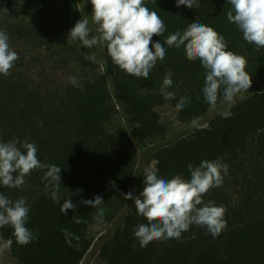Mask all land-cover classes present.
<instances>
[{
    "label": "trees",
    "instance_id": "trees-1",
    "mask_svg": "<svg viewBox=\"0 0 264 264\" xmlns=\"http://www.w3.org/2000/svg\"><path fill=\"white\" fill-rule=\"evenodd\" d=\"M197 2L199 7L188 8L177 7L176 0H145L164 22L163 35L153 36L152 43L159 41L166 55L147 79H138L114 65L106 47L86 48L68 38L82 18L89 20V38L96 34L91 0H0V30L7 34L9 24L21 30L16 38L7 34L19 59L10 75H0V141L34 143L41 163L61 168L60 182L46 178L48 169H35L21 188L0 185L9 199L24 198L29 207L30 243H18L10 226L0 228V239L16 264H81L93 244L91 229L102 220L101 210L112 206L120 209L122 225L102 239L99 259L104 264H156L162 258L163 239L141 247L133 230L147 221L137 214L132 199L128 206L123 202L134 176L133 197L144 186L145 173L136 175V143L147 144L168 133L158 108L170 103L178 121L192 128L187 137L156 152L155 172L165 179H189V164L222 162L264 133V83L262 90L229 107L230 118H223L222 112L202 124L214 109L203 94L206 70L199 61L187 59L183 46L169 47L166 38L192 22L214 28L228 50L246 59L251 87L264 81V47L246 42L228 21V0ZM169 73L172 85L164 91L174 98L165 99L163 80ZM222 92L215 108L225 104ZM183 97L190 102L178 109ZM96 196L104 200L99 206L85 203ZM65 201L74 206L67 214L61 211ZM224 228L210 237L217 249L200 248L194 240L177 242L176 264H264V214L242 242L228 244Z\"/></svg>",
    "mask_w": 264,
    "mask_h": 264
},
{
    "label": "clouds",
    "instance_id": "clouds-1",
    "mask_svg": "<svg viewBox=\"0 0 264 264\" xmlns=\"http://www.w3.org/2000/svg\"><path fill=\"white\" fill-rule=\"evenodd\" d=\"M228 3L231 5L227 12L228 21L241 30L246 42L264 47V0H228ZM91 4V23L95 25L96 34L89 38L92 32L89 20L82 18L71 28L68 38L78 39L86 48L106 47L108 56L119 69L138 79H147L156 62L166 55V49L159 41L152 43L153 36H161L165 31L163 20L145 5V0H91ZM181 5L199 7L197 0H176V6ZM8 41L9 36L0 30V75L3 76L11 74L19 59ZM164 43L175 48L183 46L188 60L200 62L206 70L204 98L213 108L221 97V89L223 102L232 105L236 97L243 98L242 94L247 93L252 85L251 75L246 71V59L228 50L225 38L210 26L192 22L182 33L178 30L169 35ZM170 77L171 73L163 80L165 99L174 98V93L164 91L172 85ZM72 82L75 83L74 78ZM188 102L189 98L183 97L176 107L182 109ZM231 115L227 110L222 113L223 118ZM37 151L36 145L27 141L22 144L18 140L0 141V185L21 188L25 176L35 169H48L46 178L60 182L61 168L41 163ZM188 169L189 179L179 175L165 179L155 171H149L144 174L140 194L124 196L125 200L134 201L137 214L147 221L133 230L141 247L155 240L179 239L193 224L206 227L213 236L219 235L226 226V210L211 201L205 203L203 196L222 184V174H227L228 165L219 159L204 160L196 167L189 164ZM103 202L100 196L85 201L92 207ZM73 207L70 201H65L61 211L67 214V210ZM28 214L26 199L13 201L0 192V228L10 226L17 242L24 245L34 238L26 227Z\"/></svg>",
    "mask_w": 264,
    "mask_h": 264
},
{
    "label": "rangeland",
    "instance_id": "rangeland-1",
    "mask_svg": "<svg viewBox=\"0 0 264 264\" xmlns=\"http://www.w3.org/2000/svg\"><path fill=\"white\" fill-rule=\"evenodd\" d=\"M22 27L25 28V26ZM15 29L13 24H9L7 34H14L16 38L18 36L17 32H21V30ZM8 36L9 45H14V41L11 40L10 35ZM262 83L264 81L249 88L247 93L242 94V97L262 90ZM240 99L242 98L238 95L235 102ZM230 106L225 103L214 108L204 118L202 124L207 123L215 115L228 110ZM157 112L160 115L162 124L168 128V133L163 139H157L147 144L136 143L138 156L136 175L155 171L154 156L156 152L162 147L170 146L173 142L187 137L192 131V128L178 121L176 110L170 103L158 108ZM222 163L228 165L227 174H222L223 181L220 187L212 190L207 197H203V201L205 203L211 201L215 206H222L226 210L224 213V220L226 221L225 236L228 244H234L240 240L243 241V234L251 233L254 224L260 220L261 214H264V133L250 141L244 151L236 156L224 158ZM135 179L136 176H134L128 190V193H132V195ZM130 200L127 199L123 202L128 206ZM121 215L120 209L113 206L101 210L102 220L91 229V236L94 238L93 244L81 264H104L99 259L100 243L105 236L111 234L115 229L121 228ZM211 235L206 227L193 224L186 232L181 234L179 239H163L162 258L156 264H176L178 261L177 253L179 252L176 247L177 242L187 244L194 240L200 248L206 246V248L217 249L218 245L210 238ZM0 264H16L10 255L7 243L1 239Z\"/></svg>",
    "mask_w": 264,
    "mask_h": 264
}]
</instances>
